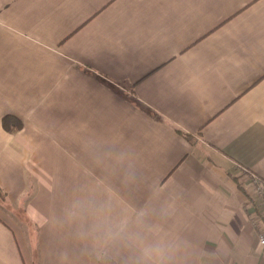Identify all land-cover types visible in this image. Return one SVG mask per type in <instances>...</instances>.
<instances>
[{
	"label": "crops",
	"instance_id": "1",
	"mask_svg": "<svg viewBox=\"0 0 264 264\" xmlns=\"http://www.w3.org/2000/svg\"><path fill=\"white\" fill-rule=\"evenodd\" d=\"M240 165L264 0H0V264H264Z\"/></svg>",
	"mask_w": 264,
	"mask_h": 264
},
{
	"label": "built area",
	"instance_id": "2",
	"mask_svg": "<svg viewBox=\"0 0 264 264\" xmlns=\"http://www.w3.org/2000/svg\"><path fill=\"white\" fill-rule=\"evenodd\" d=\"M242 169L246 170L250 174V182L252 186V195L254 199L256 198L257 205L262 207L261 209L254 208L255 212H251L249 215V219L255 223L257 221H264V180L260 178L255 173L248 170V168L240 165ZM249 214V213H248ZM258 242L260 245L264 246V234H258Z\"/></svg>",
	"mask_w": 264,
	"mask_h": 264
},
{
	"label": "clouds",
	"instance_id": "3",
	"mask_svg": "<svg viewBox=\"0 0 264 264\" xmlns=\"http://www.w3.org/2000/svg\"><path fill=\"white\" fill-rule=\"evenodd\" d=\"M141 256L145 264H164V248L159 243L143 247Z\"/></svg>",
	"mask_w": 264,
	"mask_h": 264
},
{
	"label": "trees",
	"instance_id": "4",
	"mask_svg": "<svg viewBox=\"0 0 264 264\" xmlns=\"http://www.w3.org/2000/svg\"><path fill=\"white\" fill-rule=\"evenodd\" d=\"M1 124L2 127L9 132H15L16 130L20 129L22 126V122L17 117H14L13 115H9V114L4 115L1 118ZM175 129L176 131L182 133V131L179 128H175ZM184 136L188 138V136H186L185 133Z\"/></svg>",
	"mask_w": 264,
	"mask_h": 264
}]
</instances>
